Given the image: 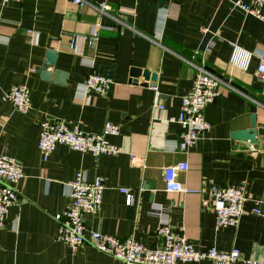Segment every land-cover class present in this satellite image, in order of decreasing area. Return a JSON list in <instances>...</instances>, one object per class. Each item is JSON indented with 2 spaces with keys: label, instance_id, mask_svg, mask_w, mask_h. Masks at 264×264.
<instances>
[{
  "label": "crops",
  "instance_id": "0c3cea01",
  "mask_svg": "<svg viewBox=\"0 0 264 264\" xmlns=\"http://www.w3.org/2000/svg\"><path fill=\"white\" fill-rule=\"evenodd\" d=\"M232 2L109 0L111 14L129 27L65 0H11L0 7V151L23 171L14 185L18 201L0 229V264H123L87 242L72 250L56 238L54 216L68 206L66 184L78 170L89 180L106 181L100 209L83 216L87 235L90 230L133 235L155 246L156 229L164 222L180 227L196 247H237L244 257L264 261V217L252 213L255 206L264 211V108L249 99L264 104V79L256 73L264 57V22ZM94 28L91 45L87 38ZM233 45L240 48L234 58ZM48 50L56 52L52 70L67 74L65 84L37 72ZM246 54H251L247 63ZM180 57L246 92L220 86L203 112L209 131L185 150L178 146L180 127L174 120L194 71ZM131 67L148 70L156 80L140 77L138 85L130 83ZM90 73L112 78L107 96L83 95ZM14 85L30 90L32 108L24 114L2 100V92ZM153 85L163 110L152 106ZM252 116L259 143L234 140L231 134L249 129ZM43 119L78 124L86 133L101 132L107 122L116 125L119 135L107 140L121 152L94 157L58 144L44 161L38 149ZM182 161L189 168L177 179L190 192H168L163 168ZM211 183L243 186L248 199L237 226L216 227L206 205ZM120 187L131 189L130 204Z\"/></svg>",
  "mask_w": 264,
  "mask_h": 264
},
{
  "label": "built area",
  "instance_id": "2783aa9c",
  "mask_svg": "<svg viewBox=\"0 0 264 264\" xmlns=\"http://www.w3.org/2000/svg\"><path fill=\"white\" fill-rule=\"evenodd\" d=\"M10 1L0 0V7ZM65 1L79 8L88 7L96 13L98 19L107 16L116 21L118 25L129 27L111 14L109 0ZM232 4L244 14L264 22V0H233ZM90 35L87 40L94 45L97 35L96 28ZM71 48H73L72 45H70ZM239 49L233 45V58ZM250 56L251 54H246V63ZM180 59L194 71L191 90L182 97L179 114L174 120L180 127L178 146L185 150L193 146L202 134L209 131L210 125L205 120L203 112L206 106L217 97L219 87L224 86L230 90L239 91L229 80L223 79L202 64L184 57ZM242 67L245 68L246 64ZM256 73L259 78L264 79L263 56L260 58ZM113 84L112 78L108 75L90 73L85 77L82 93L84 96H107ZM150 89L153 92L152 106L163 110L164 104L157 87L153 85ZM249 99L264 108V105L257 100ZM2 100L10 103L17 112L22 114L32 108L30 90L26 85H14L3 91ZM39 126L38 149L44 161L50 157L58 144L88 152L94 157L121 152L119 145L107 140L109 136L119 135V127L108 122L99 133L83 132L78 124L60 119H43ZM250 151L254 154L256 148L250 146ZM188 168L186 161L165 166L163 168L164 189L168 192H190V189L177 179L178 173ZM22 177L21 164L12 156L0 151V229L4 227L10 207L18 201L19 194L14 185ZM105 182L102 176H95L89 180L82 170H78L74 178L66 184L68 206L56 213L54 217L58 224L56 238L68 245L70 249L74 250L87 242L97 250L119 259L123 264H178L180 262L196 263L202 260H208L212 264H264L263 260L244 257L237 247H232L227 251L219 250L215 246L196 247L180 227L164 222L156 229L159 241L155 246L142 244L133 235L121 238L98 230H90L87 235L83 216L86 213H96L100 209L102 194L106 187ZM119 190L125 196V203L130 204L133 200L131 189L120 187ZM208 194L206 205L215 215L216 227L237 226L244 213V203L248 199L243 186L211 183ZM252 213L264 217V211L258 206L252 208Z\"/></svg>",
  "mask_w": 264,
  "mask_h": 264
},
{
  "label": "water",
  "instance_id": "95a60500",
  "mask_svg": "<svg viewBox=\"0 0 264 264\" xmlns=\"http://www.w3.org/2000/svg\"><path fill=\"white\" fill-rule=\"evenodd\" d=\"M56 52L53 50H48L45 54V60L42 64V66L38 69V73H40L41 77L44 80H53L54 82H57L59 84H65V79L67 77L66 73H63L59 70H52L55 62H56ZM129 82L135 85H138V79L140 77H143L145 81H151L154 82L156 80V75L155 74H151L148 70L146 69H141V68H136V67H131L129 68ZM221 77V76H220ZM224 79V78H223ZM148 85V84H143ZM236 89H238L239 91L241 90L242 93L246 94V92L241 89L238 88L237 86H235L234 84H232ZM112 90V86L109 89V93ZM240 91V92H241ZM259 102V101H258ZM262 105H264L262 102H259ZM231 137L234 140L237 141H245V142H249V143H255L258 144L259 141L257 140V129H256V124H255V118L254 116L251 117V126L249 129L247 130H243V131H235L231 134ZM261 206L264 208V194L262 196V203Z\"/></svg>",
  "mask_w": 264,
  "mask_h": 264
}]
</instances>
